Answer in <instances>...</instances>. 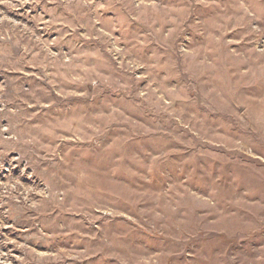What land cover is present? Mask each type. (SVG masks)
Here are the masks:
<instances>
[{
	"label": "rangeland",
	"instance_id": "obj_1",
	"mask_svg": "<svg viewBox=\"0 0 264 264\" xmlns=\"http://www.w3.org/2000/svg\"><path fill=\"white\" fill-rule=\"evenodd\" d=\"M0 264H264V0H0Z\"/></svg>",
	"mask_w": 264,
	"mask_h": 264
}]
</instances>
